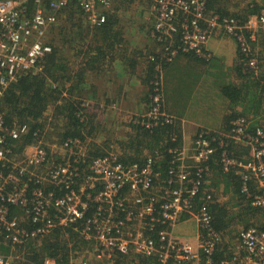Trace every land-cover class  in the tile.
Returning <instances> with one entry per match:
<instances>
[{
    "label": "built area",
    "instance_id": "built-area-1",
    "mask_svg": "<svg viewBox=\"0 0 264 264\" xmlns=\"http://www.w3.org/2000/svg\"><path fill=\"white\" fill-rule=\"evenodd\" d=\"M73 1L94 28L107 20L113 0H0V104L8 88L25 74L43 73L46 56L53 51L48 41L50 28L57 23V11ZM209 0H150L154 15L152 34L162 47V61L156 65L150 107L138 115L147 128L174 126L177 118L163 108L162 71L178 55L192 53L210 60V37L221 26L235 36L247 58V69L259 74L260 59L252 42L264 33V7L246 21L209 13ZM146 119V120H145ZM28 124L6 120L0 108V241L11 248L0 253V264H13L24 255L30 242L49 235L57 227H72L93 243L97 258L134 252L156 257V264H214L217 249L226 244L222 264H264V227L241 229L234 244L216 229L208 208L213 198L206 184L211 161L221 148L223 165L238 166L241 191L250 203L264 209V112L259 116H238L230 132L200 129L192 144L170 146L166 175L155 162L124 164L109 153L92 159L79 181V164L85 167L89 139L68 138L63 144L35 140L22 152L15 143L29 133ZM177 142L176 136L170 138ZM248 146L250 158L230 155L229 141ZM66 150L55 160L54 150ZM84 165V166H83ZM251 184H255L252 190ZM199 199V202L198 200ZM12 206L21 209L12 213ZM184 217L194 220L196 248L182 240L175 228ZM184 238V237H183ZM189 239V238H187ZM222 247V249H225ZM17 251H14V250ZM45 264H55L47 259ZM70 264H90L83 258Z\"/></svg>",
    "mask_w": 264,
    "mask_h": 264
},
{
    "label": "trees",
    "instance_id": "trees-1",
    "mask_svg": "<svg viewBox=\"0 0 264 264\" xmlns=\"http://www.w3.org/2000/svg\"><path fill=\"white\" fill-rule=\"evenodd\" d=\"M246 2L244 9L240 8L241 3L238 2L239 9L237 10L236 5H231L232 1L230 4H226L227 2L225 1L221 3L220 0H209L208 11L239 18L242 22L246 21L249 16L258 14L264 7V1L259 3L256 0H247ZM35 6L36 3L34 0H31L29 7L34 9ZM106 13V22L97 26L96 31H93L95 33L92 32L91 41H93L92 39L96 35L104 34V32L107 33L114 25V13H109V11H106ZM82 14L83 11L77 6L75 1L57 11V15H63L67 20L73 21L72 24L76 25V28L73 26V29L67 30L66 26L64 28V24L56 27V24L52 26L49 31L50 35L48 33V41L52 44L53 51L46 56L44 72L22 75L17 82L8 88L1 99L0 108L6 111L7 122L16 119L19 123L28 124L30 127L29 133L16 141L15 150L22 152L26 145L33 143L35 140L34 132H37L38 136L42 137L44 143H48V138H51V142H57L58 145L63 144L68 138H78L83 141H86V138H88L89 149H87L85 162L83 163L85 167H82V164L78 166L79 181H82L90 173L89 165L93 158L105 156L109 153L117 154L119 160L124 164L135 162L144 164L148 157L156 155V152H158L163 157L159 159L156 157L155 162L157 163L160 160L158 162L161 165L160 171L165 176L171 158L167 149L170 146H181L184 140L181 127L165 124L163 127L147 128L141 124L142 118L138 122L136 121L137 116L133 118L134 124L132 123V126L125 132L124 135L126 136L123 137L120 143H117L119 146L112 144L114 143V139L112 138L123 136L119 134L121 133L119 130L108 126L104 119V116L112 117V114L114 116L120 115L112 112L114 111L112 104L115 98H102L101 94H99V90L102 89L101 87H84L82 84L87 75H90V71H97L98 69V58L93 57L94 55L90 52L93 47L88 46L85 52H82L84 53L82 57L85 59V63L82 62L80 64L79 70H74L69 56H65L62 53L65 45L69 47L68 50H73L74 38L82 36L81 32L84 30L82 28L83 23L77 24L75 22L76 18L81 19L83 17ZM70 26L72 27V25ZM66 32L69 34H66ZM63 33L66 36L62 39L61 45L58 43V40ZM67 35L70 38L69 40H66ZM94 35L95 37L93 38L92 36ZM95 41L93 42L96 43ZM260 42H264V33L252 42L253 47L259 45ZM262 51H264V44L261 45V53ZM80 56L81 52L75 55L77 59ZM202 60L209 62V60ZM148 74L152 79L148 102L150 107L151 94L153 93L152 81L154 78L152 65H150ZM246 74L250 73L246 72ZM223 93L231 100L233 105L230 108V114L225 118L226 126L222 131L230 132L233 122L238 116L252 115L254 117L259 116L261 111L264 112V84L261 85L258 81L249 79L248 81L241 82L240 85L236 83L227 84L223 88ZM238 106H241V108H238ZM50 107H52V114L48 117L45 113ZM149 107L143 113H146ZM163 108H165L164 96ZM105 128L110 133L106 135V145H98L99 141L96 142L94 140V135H97V139H99V135L103 134V129ZM172 134L176 136L177 142H173L170 139ZM228 150L230 155H233L237 160L246 161L251 155L248 146L239 145L234 143L233 140L229 141ZM63 151L67 153L66 150ZM221 151V148L218 146L211 161V172L206 184L207 193H211L213 196L208 201V208L213 217V224L217 230L225 233L230 227L232 220L233 222L240 220V218H237V216L230 212L234 206H237L241 210L238 216L242 217V224L246 227H249V225L257 226V222L252 224L250 221L248 222V216H251L252 219L263 209L253 206L241 191L242 180L240 175L237 174L239 167L229 166L226 168L221 160ZM56 158L62 160L63 156H57ZM251 188L254 190L255 184H251ZM224 194H230L231 196L228 199L231 198V201H221L220 199ZM197 200L199 202V199ZM11 212L20 214L21 209L12 206ZM258 224L259 227H264L263 223ZM225 246L226 244H223L217 249L214 256V264H222V260L227 257V248ZM222 247H225V249H222ZM2 248L3 251L1 252H6V254L11 251V248L5 244ZM26 248L24 255L17 258L13 264H45L47 259H53L55 264H70L71 262H76L72 260L73 254L76 255L75 251H82L86 248H91L96 261H104L102 264L157 263L156 257H143L134 252H129L128 254L117 253L110 259H99L94 252L93 243L86 241L72 227L59 226L40 240L30 242ZM14 251L17 250L15 249ZM181 264L190 263L182 262Z\"/></svg>",
    "mask_w": 264,
    "mask_h": 264
},
{
    "label": "crops",
    "instance_id": "crops-1",
    "mask_svg": "<svg viewBox=\"0 0 264 264\" xmlns=\"http://www.w3.org/2000/svg\"><path fill=\"white\" fill-rule=\"evenodd\" d=\"M220 1L230 4L233 0ZM111 5L103 8V11H108ZM147 5V9L141 8L134 14L129 8L111 10L110 13L115 15L114 25L107 33L92 36L95 37L92 40H96V43L92 41L89 45L93 47L90 51L93 57L98 58V69L90 71V75H87L82 84L84 87H101L99 94L102 98H115L112 104L114 108L112 112L115 114L126 116L125 114L140 112L142 110L139 108L147 107L152 80L148 74L150 65L153 66L154 74L156 65L163 60L162 47L152 34L154 15L151 13V3L148 2ZM93 31L96 29H84L81 32L84 35L83 42L91 40V35L95 33ZM263 44L264 42H260L255 46L260 51L259 59H262L260 75L247 70V58L237 38L229 34L222 26L210 37L208 46L212 57L209 62H205L192 53H186L178 55L171 63L164 65L161 76L165 109L176 116L186 144L190 145L193 142L197 131L203 126L214 131L225 128V118L230 114L233 104L223 93L224 86L231 83L240 85L241 82L249 79L258 81L261 85L264 84V51L261 53ZM72 48L74 53L72 58L69 57L70 63L72 65L85 63L82 57L84 54L82 52L85 50L78 51L81 52V56L77 59L75 57L77 50L74 45ZM215 71L216 73L213 74ZM222 105L225 107L219 109ZM112 123L113 120H109L107 125L119 130L121 132L119 134L123 135L114 138L112 144L118 145L117 143L126 136L124 127L116 123L112 125ZM103 130V134L99 135L98 145L105 146L106 135L110 133L106 128ZM87 148L89 149V143ZM194 231L193 224L188 225L187 222H182L175 232L178 235H184ZM181 239L187 240L183 237ZM191 241L194 243L193 240Z\"/></svg>",
    "mask_w": 264,
    "mask_h": 264
},
{
    "label": "rangeland",
    "instance_id": "rangeland-1",
    "mask_svg": "<svg viewBox=\"0 0 264 264\" xmlns=\"http://www.w3.org/2000/svg\"><path fill=\"white\" fill-rule=\"evenodd\" d=\"M150 3V0H114L113 1V3H112V5H111V7H110V9H108V11H109V13L111 12V10H120V9H123V8H125V9H127V8H129L131 11H132V13L134 14V12H136L137 10L138 11H140L141 10V8H145V9H147V7H148V2ZM247 0H233L232 1V5L234 6V5H236L237 6V10L239 9V7H238V5H239V3H241L240 5V8H242V9H244V6H245V4L247 3L246 2ZM257 2H259V3H261V2H263L264 0H256ZM239 2V3H238ZM83 15V17L81 18V19H78V18H76L75 19V22L78 24H80V23H83V29H96V27H94V28H92V27H90L89 26V23H88V21H87V19H86V16H85V14H82ZM84 18V19H83ZM72 22L73 21H71V20H67V18L64 16L63 17V15H60L59 16V18H58V20H57V23H56V25H55V27L56 26H59L60 24H64V28H65V26H66V29L67 30H71V29H73L74 27L76 28V25H73L72 24ZM119 24H120V22H119ZM70 25H72V27L70 26ZM74 26V27H73ZM65 29V30H66ZM65 30H63V32H65ZM66 34H69V33H67L66 32ZM49 35H50V33H49ZM61 36V38H59V40H58V43L59 44H61V41H62V39L64 38V36H66L65 35V33H63L62 35H60ZM72 36H73V33H72ZM84 35L82 34V36L81 37H75L74 39V48L77 50V53H78V51L79 50H86V47L87 46H89L91 43H92V41L90 40L89 41V43H88V45L87 46H85L86 44H87V42L88 41H84L83 42V39H82V37H83ZM70 38H69V36L67 35V38H66V40H69ZM68 43H70V42H68ZM82 43H84V44H82ZM62 45V44H61ZM68 46H64L63 47V49H62V53L65 55V56H69V57H71L72 55H73V53H74V51H70V50H68ZM75 54H76V52H75ZM72 58V57H71ZM71 58H69V60L71 59ZM71 62V61H70ZM78 62H80V61H78ZM68 63V62H67ZM72 64V63H71ZM73 66V69L74 70H79V64H75V65H72ZM216 73V71L215 72H213V74H215ZM88 87V86H87ZM211 89V88H210ZM148 107H149V104L147 105V107L145 108V109H140L139 108V110H142V111H140V112H138V111H135V112H132V113H128V114H125L126 116H123V115H117V116H114L113 114H112V117H110V116H104V119L106 120V124L109 122V120L110 121H112L113 120V123H112V125H115V123L116 124H119V125H121V126H123L124 127V129L125 130H128L129 129V127L130 126H132V123L134 124V122H133V118H135V117H137L138 115H142L143 114V112L144 111H146L147 109H148ZM225 106H220L219 107V109H222V108H224ZM50 109V110H49ZM48 109V111L45 113V115L46 116H50L51 114H52V107H50ZM180 121V120H179ZM177 126H180L179 125V123H178V120L176 121V123H175V127H177ZM203 127H205V126H203ZM208 128V127H207ZM123 129V131L124 132H126L125 130ZM209 129H211V128H209ZM211 130H213V129H211ZM222 131V130H221ZM120 132V131H119ZM95 136V140H96V142L98 141V139H97V135H94ZM112 139H114V138H112ZM52 140H51V138L49 139L48 138V143H50V144H52V142H51ZM63 153H64V151L62 150V149H60V148H57V149H55L54 150V154H56V156L55 157H57V156H63ZM57 158H55V160H56ZM58 160V159H57ZM221 191V190H220ZM222 192V191H221ZM231 195L229 194H224V195H222V197H221V201H228V200H230L231 201V198L230 199H228L229 197H230ZM230 212H231V214H233V215H235V216H237V218H240V220H237L236 222H233V220L230 222V227L228 228V230L225 232L226 233V240H227V243L228 244H234L235 242H236V238H237V235H238V233H239V231L241 230V229H243V228H245L246 226H244V224H242V222H241V220H242V217H240V216H238V214L241 212V210L239 209V208H237V206H234L231 210H230ZM231 218H232V215H231ZM243 218H245V217H243ZM248 222L250 221V223L252 224V223H255V222H257V225H259L258 223H263L264 224V210H262L259 214H257L256 216H254L252 219H251V216H248ZM249 226H253V225H249ZM256 226V225H255ZM3 243L1 242L0 243V253H3V254H6V252H1V251H3ZM75 253H76V255L75 254H73V258H72V260L73 261H79V260H81V259H83V258H87L88 260H89V263L90 264H102L104 261H96V258L94 257V255H93V253H92V250H91V248H86L85 250H82V251H75Z\"/></svg>",
    "mask_w": 264,
    "mask_h": 264
},
{
    "label": "clouds",
    "instance_id": "clouds-1",
    "mask_svg": "<svg viewBox=\"0 0 264 264\" xmlns=\"http://www.w3.org/2000/svg\"><path fill=\"white\" fill-rule=\"evenodd\" d=\"M257 40V39H256ZM253 45V44H252ZM254 48V50L255 51H257V54L258 53H260V51L257 49V48H255V47H253ZM259 55V54H258ZM261 64H262V60H260V66H261ZM259 75H260V72H259ZM209 129V128H207V127H201V129ZM200 130V129H199ZM198 130V131H199ZM209 130H211V129H209ZM198 131H197V133H198ZM211 131H214V130H211ZM196 133V134H197ZM135 163H140V162H135ZM162 173V172H161ZM259 209H262V208H259ZM264 210V209H263ZM190 217H184L181 221H180V223H182V222H187L188 223V225L190 224H193L194 225V228H195V231L193 232V233H188V234H184V235H179V236H182V237H184V238H189V243L193 246V248H196V242H195V236H196V231L198 230V227L196 226V224H195V222H194V220H188ZM179 223V224H180ZM178 224V225H179ZM177 225V226H178ZM177 226H176V228H177ZM253 226H255V225H253ZM258 226V225H257ZM188 227V226H187ZM176 228H175V231H176ZM178 235V234H177ZM191 240H193L194 241V243L191 241ZM142 256V255H141ZM144 257V256H143Z\"/></svg>",
    "mask_w": 264,
    "mask_h": 264
}]
</instances>
